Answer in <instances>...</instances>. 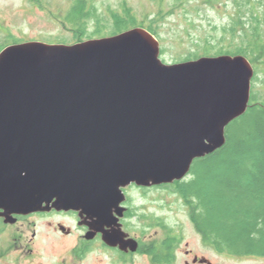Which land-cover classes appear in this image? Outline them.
Listing matches in <instances>:
<instances>
[{
  "label": "water",
  "instance_id": "1",
  "mask_svg": "<svg viewBox=\"0 0 264 264\" xmlns=\"http://www.w3.org/2000/svg\"><path fill=\"white\" fill-rule=\"evenodd\" d=\"M242 55L166 64L144 27L0 52V216L53 208L121 216L124 188L171 185L223 148L250 107ZM46 204V207H43ZM122 231L111 236L116 246ZM128 245V243H126Z\"/></svg>",
  "mask_w": 264,
  "mask_h": 264
},
{
  "label": "trees",
  "instance_id": "2",
  "mask_svg": "<svg viewBox=\"0 0 264 264\" xmlns=\"http://www.w3.org/2000/svg\"><path fill=\"white\" fill-rule=\"evenodd\" d=\"M95 1L76 0L69 12V19L77 22L74 44L97 39L106 33L104 29L108 20L99 14ZM177 1L188 3L195 0ZM232 1L236 13L231 14L229 22L222 26L221 34L196 43L194 51H188L177 60L179 63L222 55H242L257 66L263 63L264 15L257 8L262 2H205L216 7L220 2ZM108 12L111 29L107 37L137 27L146 28L156 37L159 35L158 28L153 25L154 20L149 25L140 23L134 10L125 3L119 9L109 8ZM91 21L95 22V31H91ZM6 47L0 45V52ZM164 51L161 50V55ZM258 70L257 67L253 81L258 78ZM254 91L247 112L228 126L225 146L196 160L184 180L158 186V191H168L183 201L189 208L194 227L214 250L264 258V95ZM158 223L171 232L175 230L165 226L161 218H158Z\"/></svg>",
  "mask_w": 264,
  "mask_h": 264
},
{
  "label": "rangeland",
  "instance_id": "3",
  "mask_svg": "<svg viewBox=\"0 0 264 264\" xmlns=\"http://www.w3.org/2000/svg\"><path fill=\"white\" fill-rule=\"evenodd\" d=\"M75 1L0 0V45L9 46L30 41L74 44L77 22L69 19L68 15ZM205 1L195 0L185 3L177 0H97L94 5L99 14L101 13L108 20L104 29L106 33L97 39L107 37L106 34L111 29L108 9H119L121 4L125 3L134 10L140 23L149 25L150 21L154 20L153 25L159 31L156 38L161 43V50H165L161 59L166 64L179 63L177 60L185 56L188 51H194L196 43L204 41L205 38L212 39L219 36L222 26L229 22L231 14L236 13L233 1L226 3L227 5L220 2L216 7H211ZM256 1L262 2L257 8L264 15V0ZM90 27L91 31H95L94 21H91ZM251 63L256 70L257 67L259 68L258 78L253 81V90L259 95H264V60L263 63H258V66L252 61ZM148 197L152 204L148 203L147 211L156 210L157 217L169 227L175 230L183 229L185 238L182 249L193 251L192 258L197 255L211 264H264V258L236 256L228 251L219 254L206 243L204 247L203 242L201 243L202 238L190 219L189 208L179 197L160 190L149 193ZM48 223L49 220L30 219L29 236H32L34 231L44 234L45 230L47 236V230L50 229ZM158 235L164 237L166 233L159 228ZM137 264L146 263L142 259Z\"/></svg>",
  "mask_w": 264,
  "mask_h": 264
},
{
  "label": "flooded vegetation",
  "instance_id": "4",
  "mask_svg": "<svg viewBox=\"0 0 264 264\" xmlns=\"http://www.w3.org/2000/svg\"><path fill=\"white\" fill-rule=\"evenodd\" d=\"M123 191L126 199L120 205L124 209L122 215L117 212L118 208L111 207L105 222L83 210H57L52 207L53 203L50 209L27 216L14 215L12 220L0 216V262L137 264L143 259L146 264H211L197 255L192 258L193 251L182 249L183 229L171 232L159 225L156 210L147 211L148 203L152 204L149 193L157 192L158 186L142 187L133 183ZM33 218L49 220L47 236L46 230L44 234L34 231L29 236L28 221ZM159 228L165 231L164 237H159ZM118 230L123 234L119 243L112 246L105 238L113 243L115 239L111 235ZM198 234L205 247L204 238ZM69 243L72 244L69 246Z\"/></svg>",
  "mask_w": 264,
  "mask_h": 264
}]
</instances>
